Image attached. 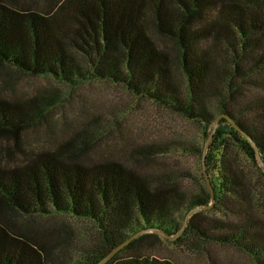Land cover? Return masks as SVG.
I'll return each mask as SVG.
<instances>
[{
    "label": "trees",
    "instance_id": "1",
    "mask_svg": "<svg viewBox=\"0 0 264 264\" xmlns=\"http://www.w3.org/2000/svg\"><path fill=\"white\" fill-rule=\"evenodd\" d=\"M255 1L49 0L48 7L36 8V0H0V66L70 85L123 84L199 122L205 144L217 118L228 115L235 123L220 120L206 157L216 195L212 211L225 218L195 212L174 243L185 241L194 251L209 243L230 245L264 264V189L241 163L244 155L264 178L256 150L264 162V4ZM41 98L0 96V141L13 138L6 152L21 150L27 159L13 167L0 161V264H55L60 245L18 227L9 212L91 220L99 233L91 264L113 252L104 264H177L150 254L122 256L161 241L153 231L121 245L142 230L176 236L193 208L212 202L205 172L199 191H192L180 185L189 177L183 170L145 173L114 159L83 163L76 157L86 146L73 141L54 151L28 150L22 131L35 113L43 114ZM175 149L198 150L179 142L138 153L153 159Z\"/></svg>",
    "mask_w": 264,
    "mask_h": 264
},
{
    "label": "rangeland",
    "instance_id": "2",
    "mask_svg": "<svg viewBox=\"0 0 264 264\" xmlns=\"http://www.w3.org/2000/svg\"><path fill=\"white\" fill-rule=\"evenodd\" d=\"M48 5L49 0H36L35 7L46 8ZM175 74L181 80L178 62L175 64ZM0 96L11 99L43 97L40 99L41 103H45L43 114L38 116L35 113V120L22 131L21 139L28 150L54 151L73 141L79 149L86 146L85 150L80 151L81 156L76 157L83 163L114 159L145 173L174 170L180 175L183 170L189 177L180 181L181 187L199 191L204 171L200 151L204 153L206 140L202 125L133 93L123 84L94 80L70 85L52 76H34L11 65H1ZM14 142L13 138L0 141V161L4 166H19L27 160L21 150H15L13 155L6 152L5 144ZM179 142L198 150L189 152L175 149L153 159L141 157L138 153L139 149L150 145L173 147ZM241 159L245 172L264 189V178L259 175L258 167L250 165L244 155ZM259 165L262 166L261 161ZM205 186L209 188L207 181ZM212 208L203 211L225 218L222 212L212 211ZM8 216L18 227L38 233L49 243H60L56 249L55 264H91L89 252L99 234L91 220L62 213L30 217L9 212ZM174 242L161 235V241L155 244L146 242L138 250H127L122 256L150 254L158 258H171L177 264H254L250 256L234 246L209 243L202 251H194L185 241Z\"/></svg>",
    "mask_w": 264,
    "mask_h": 264
},
{
    "label": "water",
    "instance_id": "3",
    "mask_svg": "<svg viewBox=\"0 0 264 264\" xmlns=\"http://www.w3.org/2000/svg\"><path fill=\"white\" fill-rule=\"evenodd\" d=\"M223 117L229 118L231 121H233V123H235L234 120H232L228 115H226V114H222V115H220V116L217 118V121H216V125H215L214 130L212 131L211 135L209 136V138H208L207 141H206V144H205V151H204V155H203V167H204V172H205L206 181H207V183H208V187H209V190H210V192H211L212 202H211L210 204L204 206V207H196V208H193V209L189 212V214H188V216H187V218H186V221H185V223H184L183 228L181 229V231H180L176 236L168 235L167 233H165V232H163V231H161V230H158V229L142 230V231H140L139 233H137L136 235H134V237H132L131 239H129V240H127L125 243H123L121 246H126V245H127V244H128L133 238H136V237H138L139 235H141L142 233H144V232H149V231H153V232H155V233H157V234H160V235H162V236H164V237L170 238V239H172V240H176V239H177V238L183 233V231L185 230V228H186V226H187V223H188V221H189V218L191 217V215H192L193 213L198 212V211H201V210L211 209V208L214 206V204H215V202H216V195H215L214 187H213V185H212V183H211V179H210L209 173L207 172V167H206V157H207V151H208L209 145H210V143H211V141H212V139H213V137H214V135H215V133H216V131H217V128L219 127L220 120H221ZM245 135L251 140V138H250L247 134H245ZM254 145H255V144H254ZM256 150H257V153H258V157H259V159L261 160L262 167H263V169H264V162H263L262 159H261V156H260L259 150H258V149H256ZM119 248H121V247H119ZM119 248H118V249H119ZM114 253H115V252L111 253V254H110V255H109V256H108V257H107V258H106L101 264H104V262H106L107 260H109V259L114 255Z\"/></svg>",
    "mask_w": 264,
    "mask_h": 264
}]
</instances>
